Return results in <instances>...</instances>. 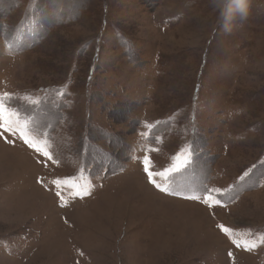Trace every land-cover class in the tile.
Segmentation results:
<instances>
[{"label":"rangeland","instance_id":"obj_1","mask_svg":"<svg viewBox=\"0 0 264 264\" xmlns=\"http://www.w3.org/2000/svg\"><path fill=\"white\" fill-rule=\"evenodd\" d=\"M225 3L0 0V264H264V0Z\"/></svg>","mask_w":264,"mask_h":264},{"label":"snow or ice","instance_id":"obj_2","mask_svg":"<svg viewBox=\"0 0 264 264\" xmlns=\"http://www.w3.org/2000/svg\"><path fill=\"white\" fill-rule=\"evenodd\" d=\"M8 99H10V97H8L7 94L0 96V129H3L4 131L15 132L18 130L19 125L13 121L15 112L6 107L5 101ZM20 138L23 139L24 142L29 145V147H35V144L28 138L23 130L20 132ZM145 171L148 173L150 183L154 182L153 175H161L160 173L149 172L147 166L145 167ZM155 186L161 191H166V189L160 188L159 184H155ZM57 195H59V193H57ZM225 231L227 230L225 229Z\"/></svg>","mask_w":264,"mask_h":264},{"label":"clouds","instance_id":"obj_3","mask_svg":"<svg viewBox=\"0 0 264 264\" xmlns=\"http://www.w3.org/2000/svg\"><path fill=\"white\" fill-rule=\"evenodd\" d=\"M216 7V5H213ZM250 0H226L223 11L224 31L230 32L236 20L244 22L249 16Z\"/></svg>","mask_w":264,"mask_h":264}]
</instances>
